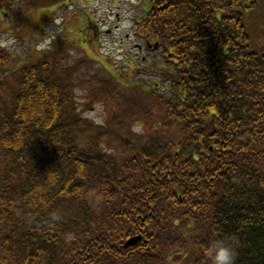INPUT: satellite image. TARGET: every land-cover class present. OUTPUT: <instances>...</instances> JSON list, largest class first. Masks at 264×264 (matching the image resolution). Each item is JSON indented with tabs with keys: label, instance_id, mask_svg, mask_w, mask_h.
<instances>
[{
	"label": "trees",
	"instance_id": "1",
	"mask_svg": "<svg viewBox=\"0 0 264 264\" xmlns=\"http://www.w3.org/2000/svg\"><path fill=\"white\" fill-rule=\"evenodd\" d=\"M73 2L0 0L34 41H0V264H264V0H147L148 82L84 31L38 49Z\"/></svg>",
	"mask_w": 264,
	"mask_h": 264
},
{
	"label": "rangeland",
	"instance_id": "2",
	"mask_svg": "<svg viewBox=\"0 0 264 264\" xmlns=\"http://www.w3.org/2000/svg\"><path fill=\"white\" fill-rule=\"evenodd\" d=\"M17 1L15 0V3ZM146 3L147 0H74V5L70 10L61 11L53 16L55 21L46 29L45 40L37 45L38 49H44L53 39L60 36L79 41L82 37L74 35V33L84 31L87 36L90 35L91 37V43L95 50L93 57L98 59L109 57L111 62L118 67H122L123 62L131 63L132 67L134 64L138 67L143 66L135 78L147 82L157 80L155 76L151 75L146 64L150 58L153 59V53L143 48L142 40L136 36L134 29L133 21L139 18L141 11L147 8ZM90 20H94L102 28L100 37L94 35L93 24L88 25ZM30 34L28 32L26 39L30 38ZM0 41L9 47L10 51H14L20 58H24L30 51V41L33 40L21 41L4 33L0 35ZM80 46L83 48V45ZM88 112L87 116L97 120L98 115L95 114V111L90 110ZM97 112L103 114V111ZM3 164L4 160L0 157V168L3 167Z\"/></svg>",
	"mask_w": 264,
	"mask_h": 264
},
{
	"label": "clouds",
	"instance_id": "3",
	"mask_svg": "<svg viewBox=\"0 0 264 264\" xmlns=\"http://www.w3.org/2000/svg\"><path fill=\"white\" fill-rule=\"evenodd\" d=\"M236 244V238L229 236L211 240L205 250L211 264H236Z\"/></svg>",
	"mask_w": 264,
	"mask_h": 264
},
{
	"label": "water",
	"instance_id": "4",
	"mask_svg": "<svg viewBox=\"0 0 264 264\" xmlns=\"http://www.w3.org/2000/svg\"><path fill=\"white\" fill-rule=\"evenodd\" d=\"M140 237L139 238H133L131 239L128 243H127V246H131L133 244H137L139 241H140Z\"/></svg>",
	"mask_w": 264,
	"mask_h": 264
}]
</instances>
